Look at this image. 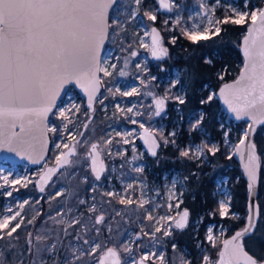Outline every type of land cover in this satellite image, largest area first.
Here are the masks:
<instances>
[{
  "label": "rangeland",
  "instance_id": "obj_1",
  "mask_svg": "<svg viewBox=\"0 0 264 264\" xmlns=\"http://www.w3.org/2000/svg\"><path fill=\"white\" fill-rule=\"evenodd\" d=\"M118 4L120 5L118 14L122 21H126V30L116 34L110 29L102 66L106 67L111 75L105 76L101 72L103 89L96 101L94 118L79 141L78 153L72 158L71 164L53 178L43 194L38 192L36 182L46 166L56 163V157L80 136L90 117L85 98L74 88L59 102L54 112L56 114H52L50 119L49 128L55 126L57 129L56 132L50 131L53 139L51 149L53 157L48 158L40 167H31L27 163L14 166L6 161L0 162V219L20 213L9 227L22 221L16 233L20 229L19 234H23L21 238L25 237V243L22 244L19 235L15 236V238L19 237L18 240L15 238L12 240L17 253H24V264H29V261L33 259L26 252L28 233H32L34 237L37 234L47 235L49 232L60 234L63 247L54 256L45 255L46 264L62 262L65 256L71 255V248H78L86 253L78 264H97L108 247H115L119 251L122 264H130L132 258L138 261L146 254L148 264H176L180 254H185L186 258H189V253L185 249H177L176 232L188 230L191 226H194L196 230L201 218L194 221L190 219L188 226L182 230L175 226V220L185 208L183 207L185 190L183 174L178 170L163 174L155 172L150 162L151 157L140 140L141 129L147 127L159 137L163 146L174 145L171 141L175 140L177 143L178 138H183L186 134L183 130L188 128V124L187 127L182 125V118H173L171 123L167 121L170 109L173 108L177 113L180 109L174 97L179 95L184 98L185 90L180 83L181 71L178 68H175L170 76H161L157 72L162 69V62L152 58L151 29L157 26L155 22L158 21V27L164 35L163 47L166 48L168 36L170 35L172 42L173 37L176 38L177 28L182 31L192 30L196 24H199L201 29L208 27L206 20L202 18L206 9L214 6L213 19L221 18L225 13L230 14V6L241 11L245 10L244 0H219L218 4L216 0H172V12L163 14L162 18H158L157 15L158 0H144L141 5V15L135 20L126 19L135 7L132 0H118ZM201 4L204 5L203 8ZM256 8H262L258 0H248L247 10ZM145 10L155 11L157 20L151 22L145 17L141 22V16ZM115 15L117 12L112 11L110 23ZM207 34L211 36V32ZM133 52L136 55L133 56ZM125 61H127L126 67ZM112 65L116 67L112 68ZM122 70L126 75L119 74ZM176 80H179V83L173 87ZM133 88L136 91L131 95H123L126 91L131 92ZM213 93L216 96L217 91L212 89ZM159 98H166V103L160 115L157 116L155 101ZM129 108L132 109L131 112H128ZM60 110L65 111L66 118L58 115ZM225 115L227 117L223 118L222 128L225 129V140L233 152L237 143L231 140L229 131L236 122L227 113ZM133 120L136 123H132ZM196 120V118L191 120V123L194 124ZM172 123L175 124L173 128H171ZM141 124L143 127L140 126ZM173 132L176 134L174 137L170 135ZM163 138H167L170 142L165 145ZM109 139L111 143H106ZM125 140L128 143H124ZM96 142L99 143V150L107 163V169L99 180L91 171L90 157L87 155L91 144ZM181 143H185V140L181 139ZM206 143L196 142L189 137V142L182 149L191 148V153L194 154L197 146L202 147L203 155L196 157L206 160ZM57 144L60 145L59 148L56 147ZM65 144L68 145L67 148L64 147ZM212 145L218 147L215 141ZM136 167H143V171H135ZM77 176L88 186V190L82 194L78 186H72L71 183ZM173 181L176 182L175 188H173ZM129 185L131 187H128ZM93 188L95 191H92ZM9 192L11 195H8ZM107 192H115L118 195L109 197L104 195ZM170 192L175 194L171 199ZM216 193L219 204L221 201L227 204L229 215L233 195L227 177L218 179ZM121 195L126 201L131 198L133 202L121 204L119 202ZM59 196L57 205L49 210L50 213L39 218L42 216L40 205L42 199L47 197L54 200L55 205V200ZM73 199L78 200L76 204L73 203ZM143 201L149 202L140 207ZM178 203L179 207L176 206ZM93 204L96 205V212L89 211ZM169 204L172 205L171 208L168 207ZM149 212L153 216L152 220L147 219ZM99 214H103L105 219L97 224L95 220ZM160 216H171L173 219L160 220L157 224ZM61 219L64 223H57ZM73 219H78L80 223L69 227V222ZM94 223L98 227L94 228ZM157 226L161 228V231L153 236L152 233ZM65 228H67V234L63 232ZM209 228L212 229L215 239L214 242L207 239V242L214 248L219 241L223 243L227 237V228L215 224H210ZM165 229H170L171 234L165 236ZM77 236L80 239H77ZM84 240H87L88 244H85ZM97 243L100 248L94 255H87ZM173 244L176 245L175 250H173ZM124 246L132 249V252H126ZM253 246L256 249V243ZM152 253H155V256L151 255ZM161 255L164 257L163 261L158 259ZM201 255H207L213 264H216L217 259L211 256L209 247L202 246Z\"/></svg>",
  "mask_w": 264,
  "mask_h": 264
},
{
  "label": "snow or ice",
  "instance_id": "obj_2",
  "mask_svg": "<svg viewBox=\"0 0 264 264\" xmlns=\"http://www.w3.org/2000/svg\"><path fill=\"white\" fill-rule=\"evenodd\" d=\"M143 2L144 0H132L135 7L127 15V20H135L137 16L141 15ZM216 3L218 4L219 0H216ZM158 6L159 9L172 11L170 0H158ZM201 7L203 8L204 5L201 4ZM247 8L248 0H244L245 10L241 11L230 6V14L225 13L221 18L215 19H213L215 7L208 8L202 14L208 27L201 29L200 25L196 24L192 30L184 29L183 35L193 42H198L208 40L211 36H218L224 30L223 26L248 24L247 34L243 39L245 57L243 70L239 78L232 84H225L219 94L224 97L229 109L235 113L236 119L248 117L251 120L248 125L250 131L246 130L240 140V144H245L248 141L249 154L245 169L252 181L249 185L251 188L256 181V162L259 157L256 154V145L249 140V136L250 132L255 131L254 125L264 124V8H256L251 11H248ZM119 9L118 0H0V145L11 146L13 138L19 135L14 131L11 135L7 134L8 129H15L17 121H21V133L24 132L22 121L25 117L34 116L36 121H46L49 113H52L56 107V98L60 90L68 83L74 81L84 88V91L88 93V105L91 107L94 95L99 90L100 80L97 73L103 72L105 76L111 75L107 68L100 63V51L108 38L109 29H112L116 34L126 30V21L120 19ZM110 11L117 12L111 23H109ZM145 17L151 22L157 20L155 11H143L141 22ZM209 32H211V36L207 34ZM151 33L152 55L159 59L161 55L167 54V49L160 46V33L155 27H152ZM175 39L173 37L172 43H175ZM132 55L134 56L136 53L133 52ZM207 62L211 63V61ZM126 66L127 61H125ZM115 67L116 65H112V68ZM119 74L126 75L123 70ZM220 78L223 79V76L221 75ZM82 81H86L88 87H85ZM141 82L143 83V81ZM178 83L179 80H176L172 86L175 87ZM135 91L136 89L133 88L131 92L126 91L123 95H131ZM214 95L215 93L210 95L207 101L202 100L201 103H207ZM174 99L181 105L186 103L182 96L178 95ZM165 103L166 98L156 99L155 115H160ZM131 111L132 109L129 108L128 112ZM257 112L259 116L255 114ZM58 115L66 118L64 110H60ZM202 120L203 114L195 121L192 128L199 127ZM36 121L30 118L28 123L32 124ZM132 123H136V121L133 120ZM140 126L143 127V124ZM44 129L51 132L57 131L55 126L49 128L46 123ZM170 135L174 137L176 134L173 132ZM169 142L167 138H163L165 145ZM45 143H47L46 140ZM106 143H111V140L109 139ZM124 143H128V141L125 140ZM152 143L154 147L151 154L155 156V148L159 147V144L155 140ZM171 143L175 144L176 142L172 140ZM56 147L59 148L60 145L57 144ZM64 147L67 148L68 145L65 144ZM205 147L212 154L219 151L215 145H205ZM9 150L14 151L15 149L9 147ZM236 150L239 152L240 148L237 147ZM74 151L73 148L72 152L67 155H73ZM191 151V148L181 149L180 155L189 157ZM64 155L61 153L56 157V163L60 167L70 163L67 158L61 160V156ZM87 155L92 158V170L95 173V178L99 180L104 168L102 162L97 168L98 144H91ZM194 155H203V148L197 146ZM134 170L142 172L143 167H136ZM48 171L51 173L57 169L51 168ZM175 184L176 182L173 181V188H175ZM92 191H95V188ZM8 195H11V192ZM104 195L113 197L118 194L107 192ZM174 195V192H170L169 198L171 199ZM119 202L131 204L133 201L131 198L126 201L121 195ZM148 202L143 201L139 206L143 207ZM176 206L179 207V203ZM168 207L171 208L172 205L169 204ZM89 211L96 212V205L93 204ZM219 212L222 217L228 215V206L224 201L220 202ZM19 214L17 212L0 219V241L4 240L6 236L9 238L7 250H4V247L0 245V264H24V253H17L16 246L11 243L13 233H16L22 221L9 227ZM188 216L189 212L185 209L182 213V220L178 221L175 226L179 229L185 228ZM104 219V215L99 214L96 216L95 222L100 224ZM147 219H153L151 212L148 213ZM165 219L173 218L160 216L157 219V224L160 220ZM57 223L63 224L64 221L61 219ZM79 223L78 219H73L69 222V227H74ZM160 231L161 228L157 226L152 235L154 236L156 232ZM254 231V217L250 214L245 228L236 232L231 239L224 241L223 250L219 253L218 264H264V258L258 259L250 255L244 248V237ZM63 232L67 234V228L63 229ZM170 234V229L164 230L165 236ZM76 238L80 239L79 236ZM15 239L18 240L19 237ZM207 239L214 242L215 238L211 228L208 229ZM49 241L51 242L49 243ZM84 243L88 244V241L84 240ZM26 244L27 255L33 257L29 264H46L44 256H54L63 247L60 234L53 232H49L47 235L37 234L34 237L32 233H28ZM99 248L98 243L93 245L91 252L87 255H94ZM175 249L176 245L173 244V250ZM124 250L132 252V249L127 246H124ZM70 251L71 255L65 256L64 260L58 261L57 264H78L86 254L78 248H71ZM151 255L155 256V253ZM147 258V254L138 261L132 258L130 264H143ZM158 259L163 261V255ZM97 264H122L118 250L115 247H108ZM176 264H193V260L186 258L185 254H180ZM200 264H213V262L210 257L204 255L200 259Z\"/></svg>",
  "mask_w": 264,
  "mask_h": 264
},
{
  "label": "trees",
  "instance_id": "obj_3",
  "mask_svg": "<svg viewBox=\"0 0 264 264\" xmlns=\"http://www.w3.org/2000/svg\"><path fill=\"white\" fill-rule=\"evenodd\" d=\"M258 4L263 7L264 0H258ZM157 15L158 18L164 16L160 12H157ZM155 24L158 26V21ZM247 26L248 24H229L223 26L224 30L218 36H211L208 40L198 42L187 39L183 35V31L177 28L175 43L171 42L170 35L166 40L168 55L161 61L162 69L157 71L161 76H170L172 71L178 68L181 71L180 83L185 90L184 99L186 103L179 104L178 113L173 108L170 109L167 121L171 123L173 118H182V125L187 127L188 124L187 130H183L186 134L183 138H178L177 143L174 145L163 146L162 144L159 155L156 158H150V162L153 170L160 174L173 170L181 171L183 174L185 181L183 207L189 209L192 221L201 218V222L196 226V230L194 226H191L188 230L176 232L175 243L178 250L185 249L189 253V258L193 260V264H200L202 258L200 248L202 246L209 247L211 256L214 259L219 257L222 241H219L214 248L207 242L208 226L210 224L227 228V237L246 224L249 191L242 169L233 157L232 149L225 140V129L222 128V123L226 112L216 96H213L207 103L202 104L201 101L208 100V97L212 95V89L218 91L222 84L236 79L239 75L244 64V57L240 51L241 40L246 34ZM207 61H211V63ZM221 75L223 79L220 78ZM201 114H203V120L199 129H193L191 120L199 119ZM174 125L172 123L171 128ZM247 127L248 122L246 121L236 123L229 131L231 140L236 143L240 142ZM189 137L196 142H207V146H211L215 141L218 144L219 151L212 154L206 148V160L197 158L191 152L189 157H182L180 150L189 142ZM181 139L185 140V143H181ZM255 141L262 164L258 198L261 219L256 232L245 238V245L254 256L261 259L264 258V125L259 127ZM51 157H53L52 150L49 155V158ZM223 177L228 178L233 196L230 214L222 217L219 212L220 204L216 190L218 179ZM71 183L72 186H78L80 194L88 190L87 184L79 176L74 178ZM80 194L76 195L79 196ZM37 196L40 195L37 194ZM59 199L60 196L56 198L55 205L54 200L47 199V197L42 199L40 204L42 216L39 218L45 217V214H48L49 210L57 205ZM77 201L73 199L74 204ZM94 225V228L98 227L96 223ZM19 232L20 229L17 232L18 234L16 233L11 238L12 244L15 236L19 235L20 238L23 236ZM92 232L94 231L92 230ZM100 232L103 234L102 230ZM24 239L25 237H22L20 240L22 244L25 243ZM8 243L9 238L7 236L0 241V245L4 247V250H7ZM254 243H256V249L253 246Z\"/></svg>",
  "mask_w": 264,
  "mask_h": 264
},
{
  "label": "water",
  "instance_id": "obj_4",
  "mask_svg": "<svg viewBox=\"0 0 264 264\" xmlns=\"http://www.w3.org/2000/svg\"><path fill=\"white\" fill-rule=\"evenodd\" d=\"M170 3L172 4V0H170ZM262 8H264V5ZM159 12L162 14H170L172 11L169 12L167 10L159 9ZM111 14H112V11L109 12V23H110V19H111ZM154 27L160 33V46L162 48H165V47H163L164 35L162 33V30L158 26H154ZM247 28H248V26H247ZM246 34H247V30H246ZM245 35L243 36V38L241 40V47H240V51H241V54L243 57H244L243 39H244ZM109 36H110V29H109V33H108V38L105 40V42L101 48V51H100V63H101V65H102L103 56H104L106 49L108 47ZM151 42H152V33H151ZM167 55H168V49H167V54L161 55L159 59H157L153 55H152V58L156 61H163L167 57ZM244 63H245V57H244ZM243 66H244V64H243ZM242 70H243V67H242L240 73L242 72ZM240 73L236 79L225 82L224 84H222L220 86V88L217 91L216 98L218 99V101L222 105L223 109L225 110V112L229 115V117L232 120H234L236 123H241L243 121H246V122H248V125H249L251 123V120L248 117H244L243 119H236L235 113H233L229 109L228 105L224 101V97L220 96V94H219L220 90L224 87V85L234 83L239 78ZM97 76L99 77V80H100L99 90L94 95L91 107H89V105H88V93L84 91V88H82L79 84H77L76 82L73 81L71 83L64 85L63 88L60 90L59 95L56 98V107L53 109L52 113H49L46 121H44V122L36 121V118L34 116L33 117H25L24 120L22 121V123L24 125V132L23 133L20 132L21 121H17L15 129H8L7 134L11 135V133L14 131L15 133H17L19 135L13 138L11 146H9L8 144L0 145V162L6 161L7 163L14 165V166H18V165H22V164L27 163L31 167H40L46 163L47 159L49 158L51 149H52L53 139H52L50 131H46L44 129V125L46 123L49 127L51 116L56 111L59 102L73 88L76 89V91L79 92L86 100V107L90 112L89 120L87 121V123L85 125V126H88L89 122L92 121L94 118L96 101H97V98L100 96L102 89H103V84H102V80H101V72H98ZM82 82L85 84V87H88V84L86 81H82ZM240 102H242V101H240ZM255 114L257 116H259L258 112ZM30 118L36 122L29 124L28 120ZM263 125L264 124L254 125L255 131L250 132V136H249V140L251 142L255 143V145H256V154L259 157V160L256 162V164H257L256 181L252 185L251 188H249V185L252 183V181H250L248 174H247V171L245 169V165L248 163V154H249V150L247 147L248 141H246L245 144H240V142H238L237 145L235 146V148L233 149V152H232L233 157L239 163V165L242 169L244 178L247 181V188L249 191L248 202H247V209H248L247 218L250 214H252L254 217V222H255V231L250 235H246L244 237V241H243L244 248L246 251L249 252L250 255H253V254L247 249V247L245 245V238L252 236L256 232L258 225H259V222H260V219H261V209H260V204H259L258 198H259L260 178H261L260 174H261V165L262 164H261V157H260V153L258 150V146H257V143L255 141V136L258 132L259 127H261ZM85 126H84V130H83L81 135L84 134V132L87 128ZM246 130L250 131L248 129V127ZM45 140L47 141V143H45ZM140 140H141L142 144L145 146V148H146V150H147V152L151 158H156L159 155V152H160L161 147H162V143H161V140L159 139V137L153 131H151L147 127H143L141 129ZM153 140H155L159 144V147L155 148V151H156L155 156H153L151 154L152 148L154 147V145L152 143ZM96 144H98V152H99V156L97 157V168L100 167V162L103 163V168H104V170L101 172V176H100V178H101L107 169V163L103 159L102 152L99 150V143L96 142ZM9 147L14 148L15 150L14 151L9 150ZM237 147L240 148L239 152H237V150H236ZM73 148L75 149L74 154L71 156L67 155L68 153L72 152ZM77 153H78V150H77V146H76V141H73L72 144L70 145V147H68V149L64 152L65 155L61 156V160L65 159V158L70 160V163L68 165H64L63 167H60L57 163H55V164H50V165L46 166L44 172L41 174V176L39 177V179L36 182V188H37L38 192L43 194L46 191V188L48 187V185L52 182L53 178L60 171H62L65 167H67L71 164L72 158L75 155H77ZM91 159L92 158L90 157V166H91V171L93 172L92 165H91ZM51 168H56L57 171L49 173L48 170ZM93 174L95 176L94 172H93ZM41 188H43V191H41ZM187 210L189 212V216L187 218L186 227L188 226L189 221H190V211H189V209H187ZM183 211H182V213H183ZM182 213L175 220V225L178 221L182 220ZM247 218H246V223H247ZM245 226H246V224H245ZM245 226L243 228L236 230L230 236L226 237L224 239V241L231 239L232 236H234L236 232L243 230L245 228ZM224 241H223V243H224ZM223 243H222L220 251L223 250ZM103 256H104V253L101 255V257H103ZM101 257H100V259H101ZM254 257H256V256H254ZM219 259H220V257H218L216 264H218ZM121 261H122V259H121ZM143 264H148V262L146 260H144Z\"/></svg>",
  "mask_w": 264,
  "mask_h": 264
},
{
  "label": "flooded vegetation",
  "instance_id": "obj_5",
  "mask_svg": "<svg viewBox=\"0 0 264 264\" xmlns=\"http://www.w3.org/2000/svg\"><path fill=\"white\" fill-rule=\"evenodd\" d=\"M166 48L168 49V47H166ZM88 120H89V119H88ZM88 120H87V121H88ZM87 121H86V123H87ZM90 122H91V121H90ZM90 122H89V123H90ZM86 123H85V125H86ZM85 125H84V126H85ZM88 126H89V124H88ZM88 126H87V127H88ZM86 129H87V128H86ZM83 130H84V127H83V129H82V132H83ZM85 131H86V130H85ZM82 132H81V134H82ZM84 133H85V132H84ZM81 134H80V136H79L76 140H73V141H76V146L78 145L79 141L82 139V137H83V135H84V134H83V135H81ZM73 141H72V142H73ZM71 144H72V143H71ZM69 147H70V146H69ZM67 149H68V148H67ZM67 149H66V150H67ZM66 150H65V151H66ZM65 151H64V152H65ZM160 151H161V150H160ZM64 152H63V153H64ZM92 173H93V172H92ZM94 177H95V176H94ZM101 178H102V177H101ZM101 178H100V179H101Z\"/></svg>",
  "mask_w": 264,
  "mask_h": 264
}]
</instances>
